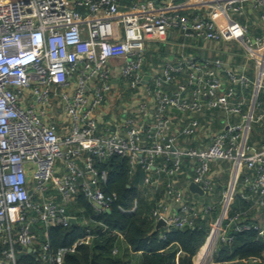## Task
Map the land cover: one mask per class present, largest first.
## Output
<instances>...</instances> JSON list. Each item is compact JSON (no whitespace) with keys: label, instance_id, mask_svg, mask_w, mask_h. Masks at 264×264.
<instances>
[{"label":"built area","instance_id":"1","mask_svg":"<svg viewBox=\"0 0 264 264\" xmlns=\"http://www.w3.org/2000/svg\"><path fill=\"white\" fill-rule=\"evenodd\" d=\"M173 2L0 0V264H29L22 253L35 254L38 264H63L101 234L115 238L117 255L125 231L97 218L118 200L105 190V165L114 156L126 160L129 181L151 204L152 228L164 221L160 238L205 220L215 208L202 200L216 188L212 165L229 163L234 183L227 205L237 195L248 206L215 223L203 264H264V217L248 219L264 209V145L256 150L249 143L253 124H264V32L252 34L238 21L249 4L264 24V0ZM172 29L190 42L238 43L254 76L226 68L219 56L184 54L146 70L149 44L167 42L170 35L160 31ZM215 112L227 123L212 131L213 118L203 124L198 116ZM185 162L192 174L184 183ZM190 183L203 195L191 192ZM138 206V197L127 208L117 204L127 215ZM72 219L82 235L52 249L48 230ZM244 230L254 232L261 252L215 262L217 247Z\"/></svg>","mask_w":264,"mask_h":264},{"label":"trees","instance_id":"2","mask_svg":"<svg viewBox=\"0 0 264 264\" xmlns=\"http://www.w3.org/2000/svg\"><path fill=\"white\" fill-rule=\"evenodd\" d=\"M105 167L108 169V183L105 190L116 192L118 200L111 206L110 213H104L97 218L111 228L125 231L124 242L130 252L140 253L139 264H193V257L204 244L210 230L208 220L211 215L206 221H198L194 228L171 230L165 234L164 238H160L161 231L152 228V223L147 216L151 204L141 198L136 183L128 179L126 160L114 156L107 161ZM137 197L139 206L135 213L127 215L118 210L117 204L127 208ZM79 203L86 214L91 213L92 209L83 197H80ZM247 206L248 202L236 195L228 210V216ZM82 232L83 226L79 222L64 227H51L48 230L50 246L52 249L70 246L82 235ZM114 244V237L101 234L91 244L78 246L75 252L67 254L63 264H93L94 262L128 264L124 258L111 253ZM261 250L262 246L254 241V232L244 230L233 232V241L230 244H220L213 258L215 262L221 263L258 255ZM20 259L29 264H38L36 255L32 253H22Z\"/></svg>","mask_w":264,"mask_h":264},{"label":"crops","instance_id":"3","mask_svg":"<svg viewBox=\"0 0 264 264\" xmlns=\"http://www.w3.org/2000/svg\"><path fill=\"white\" fill-rule=\"evenodd\" d=\"M181 0H174L173 3L180 2ZM246 12H244L243 16L238 17V21L247 23L250 31L252 34H263L264 32V24H262L259 21V11L252 10L249 4H246L245 6ZM161 34H167L170 35L168 38L167 42H152L148 46V51H147V65L145 66V69L148 70L149 64L151 65V70H160L162 67V64L164 61L167 59H172L178 54H184V55H192L194 57L198 58H213L216 56L221 57L225 61V66L226 68L233 70L237 73L243 72L247 74L250 77H253L255 74L254 70V63L251 60V58L248 56L245 52V50L239 45L238 43L234 42V46H230L229 42H221V43H213V44H205L204 42H190L187 41L183 38L177 37L176 35V30H161ZM223 78L226 80V75L223 73ZM227 82V81H226ZM252 90H248V98H251ZM203 124H206V121L210 118H213V121L210 125V130L215 131L217 129H220L222 127L226 126V121L224 114L221 112H215L213 115L207 114L205 115H199L198 116ZM237 119L236 118H231V122H235ZM206 143V141H204ZM249 143L256 149L258 150L262 145H264V124L263 123H254L252 126V129L250 131L249 135ZM228 167L226 171H224L225 167ZM229 168L230 164L227 162H216L212 165V176L216 182V188L215 191L209 196L204 195L202 200L204 202H209L212 203L214 198L218 199V194L219 189L223 190L224 188H227L228 186L230 189L226 192V199L224 200V205L223 208L219 214V218L217 219L218 223L220 220L225 219L228 216V210L230 208L231 203L233 200L230 202L229 206L227 205L230 199V193L233 187L234 183V176L229 174ZM192 174L191 171V166L188 164V162L184 163L183 166V173L180 175V181L186 182L187 178H189ZM230 175V177H229ZM223 176V177H222ZM229 178V180H228ZM220 180V181H219ZM227 186H223L221 181H227ZM233 181V182H232ZM198 200H201L199 198H195ZM201 200V201H202ZM214 203V202H213ZM215 205V204H214ZM247 208V207H246ZM244 210V209H243ZM242 210H236L233 214L240 212ZM218 209L217 205H215L214 210L208 214L207 216L209 219L213 220L212 215L217 214ZM232 214V215H233ZM252 215L249 216L248 219L251 218H261V216L264 215V209L262 210H254V212L251 213ZM206 216V217H207ZM205 217V221L208 220V217ZM256 220V219H254ZM203 221V220H202ZM210 222V220H208ZM216 224L213 228V235L215 232L218 231V225ZM211 226V222H210ZM211 235V237L208 240V244H204L201 246L199 249L198 253L196 254L194 258L195 264H203L204 261L208 258L210 255V250L209 247L212 246L209 242L212 240L214 242V236ZM213 237V238H212ZM119 248L120 251L117 254L118 256L124 258L128 264H139L140 263V253H132L129 251L127 245L125 244L124 240L119 242Z\"/></svg>","mask_w":264,"mask_h":264},{"label":"rangeland","instance_id":"4","mask_svg":"<svg viewBox=\"0 0 264 264\" xmlns=\"http://www.w3.org/2000/svg\"><path fill=\"white\" fill-rule=\"evenodd\" d=\"M229 45L233 47L234 46V42L233 41L229 42ZM223 169H225L224 171H226L228 169V167L226 166ZM228 172L230 174L231 167L229 168V171ZM229 177H230V175H229ZM228 180H229V178H228ZM228 180L227 181H221L222 184H223V186H225V187L227 186ZM226 190H227V188H224L223 190L219 189L220 195L218 194V199L217 198H214V200H213L214 204L217 205L218 212L215 215V218L212 216L213 217V220L210 219V222H211L212 225H215V223L217 222V219L219 218L218 216H219V214H220V212H221V210L223 208V205H224V200H225L224 194H225V191ZM263 217H264V215H263Z\"/></svg>","mask_w":264,"mask_h":264},{"label":"water","instance_id":"5","mask_svg":"<svg viewBox=\"0 0 264 264\" xmlns=\"http://www.w3.org/2000/svg\"><path fill=\"white\" fill-rule=\"evenodd\" d=\"M146 79H148V76H147V75L144 76V80H146ZM175 111H177V110H175ZM189 190H190L191 192H194V193H198V194H200V195H203V191H202V190H201L196 184H194V183H190V184H189ZM110 211H111V210H108L107 213H110ZM72 222L74 223L75 220L72 219ZM162 226H165V223H164L163 220H159V221L156 223V225H155V230H159ZM31 229H33V227H31ZM93 264H97V263L94 262Z\"/></svg>","mask_w":264,"mask_h":264},{"label":"bare ground","instance_id":"6","mask_svg":"<svg viewBox=\"0 0 264 264\" xmlns=\"http://www.w3.org/2000/svg\"><path fill=\"white\" fill-rule=\"evenodd\" d=\"M232 182H233V181H232ZM225 199H226V196H225ZM212 231H213V230H212ZM212 233H213V232H211V234L208 236V238H207V240H206V242H205L204 244H206V243L208 242V240H209V238L211 237V235H213ZM217 233H218V231L215 232V234L213 235V236H214V242H215V240H216ZM212 238H213V237H212ZM214 242H212V240H211L209 243L213 246V245H214ZM204 244H203V245H204ZM207 244H208V243H207ZM208 246H209V244H208ZM212 246L209 247L210 252H211Z\"/></svg>","mask_w":264,"mask_h":264}]
</instances>
